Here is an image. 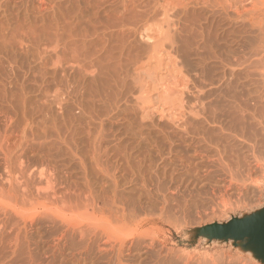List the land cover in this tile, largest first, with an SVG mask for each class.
<instances>
[{"label": "rangeland", "instance_id": "obj_1", "mask_svg": "<svg viewBox=\"0 0 264 264\" xmlns=\"http://www.w3.org/2000/svg\"><path fill=\"white\" fill-rule=\"evenodd\" d=\"M263 207L264 0H0V264H260L194 231Z\"/></svg>", "mask_w": 264, "mask_h": 264}, {"label": "water", "instance_id": "obj_2", "mask_svg": "<svg viewBox=\"0 0 264 264\" xmlns=\"http://www.w3.org/2000/svg\"><path fill=\"white\" fill-rule=\"evenodd\" d=\"M194 238L207 242H232L234 247L254 255L264 264V207L249 215L212 223L194 231Z\"/></svg>", "mask_w": 264, "mask_h": 264}, {"label": "bare ground", "instance_id": "obj_3", "mask_svg": "<svg viewBox=\"0 0 264 264\" xmlns=\"http://www.w3.org/2000/svg\"><path fill=\"white\" fill-rule=\"evenodd\" d=\"M202 62H203V61H202ZM194 99H196V98H194ZM201 99H202V98H201ZM198 100H199V99H198ZM208 117L210 118V116H208ZM213 117H214V116H213ZM224 117H225V116H224ZM209 118H207V119H209ZM222 118H223V116H222ZM225 118H226V117H225ZM211 119H212V116H211ZM211 119H209V120H211ZM220 119H221V117L219 118V121H220ZM209 120H208V121H209ZM229 120H230V118H229ZM231 120H234V119L232 118ZM219 121H218V122H219ZM235 121H237V120H235ZM238 121H239V120H238ZM238 121H237V122H238ZM215 122H217L216 117H215ZM215 122H214V123H215ZM229 123H230V121H229ZM235 123H236V122H235ZM215 124H216V123H215ZM226 124H227V123H226ZM229 125H230V124H229ZM236 125H237V123H236ZM237 126H238V128H239V125H237ZM228 128H229V127H227V129H228ZM235 128H236V127H235ZM240 128H241V126H240ZM224 129H225V128H224ZM224 129H223V130H224ZM228 130H229V129H228ZM225 131H226V130H225ZM230 131H231V130H230ZM230 131H229V133H230ZM233 131H234V129H233ZM235 131H236V129H235ZM205 132H206V131H205ZM227 132H228V131H227ZM239 132H240V131H239ZM220 134H221V133H220ZM220 134H218V135H220ZM232 134H235V132H233ZM237 134H238V133H237ZM202 135H203V134H202ZM239 135H240V134H239ZM239 135H238V136H239ZM222 136H223V135H222ZM232 136H234V135H232ZM210 137H211V136H210ZM210 137H209V138H210ZM224 137H225V136H224ZM239 137H242V135H240ZM207 138H208V137H207ZM215 138H216V137H215ZM226 138H227V134H226ZM226 138H225V139H226ZM229 138H231V137H229ZM229 138H228V139H229ZM205 139H206V138H205ZM225 139L223 138L222 141H224ZM228 139H226V140H228ZM215 140H216V139H215ZM226 140H225V141H226ZM205 142H206V140H205ZM208 142H209V141H208ZM219 142H220V141H218V144H219ZM214 143H215V142H213V144H214ZM222 143H223V142H222ZM209 144H211V142H210ZM213 144H212V145H213ZM223 144H224V143H223ZM226 144H227V142H226L224 145H226ZM195 145H196V144H195ZM212 145H211V146H212ZM220 146H222V145H220ZM228 146H229V145H228ZM194 147H195V146H194ZM205 147H206V146H205ZM207 147H208V146H207ZM212 147H213V146H212ZM215 147H216V145H215L213 148H215ZM223 147H224V146H223ZM200 148H201V147H200ZM208 148H209V149H213V148H210V147H208ZM208 148H206V149H208ZM227 148H228V150L231 149L230 147H227ZM198 149H199V147H198ZM222 149H224V148H222ZM199 150H200V149H199ZM203 150H204V148H203ZM215 150H216V149H215ZM226 150H227V149H226ZM200 151H201V150H200ZM216 151H219V149L216 150ZM216 151H215V152H216ZM224 151H225V150H224ZM224 151L221 150V152H222V155H221V153H220L221 157H223V153H224ZM229 151H231V150H229ZM232 151H233V150H232ZM198 152H199V151H198ZM201 152H202V151H201ZM201 152H200V153H201ZM205 152H206V151H205ZM205 152H202V153H205ZM207 152H209V151L207 150ZM207 152H206V153H207ZM225 152H226V151H225ZM227 152H228V151H227ZM200 153H198L199 156L202 154V153H201V154H200ZM194 154H195V152H194ZM217 154H218V153H217ZM217 154H216V155H217ZM225 154H226V153H225ZM229 154H230V153H229ZM234 154H235V153H234ZM204 155H205V154H204ZM161 156H162V155H161ZM161 156H160V157H161ZM196 156H198L197 153H196ZM202 156H203V155H201V157H202ZM205 156H206V158H207V157H209L210 155H207V154H206ZM214 156H215V155H214ZM214 156L209 157L208 160L206 159V162L203 163V164L206 165L207 161L209 162V159L211 160ZM217 156H218V155H217ZM217 156H216V157H217ZM216 157H215V159H216ZM199 158H200V157H199ZM217 158H218V159H216V161L219 160V157H217ZM227 158H228V157H227ZM160 159H161V158H160ZM213 159H214V158H213ZM213 159H212V160H213ZM215 159H214V160H215ZM223 159H224V158H223ZM7 160H9V159H7ZM146 160H147V159H146ZM199 160H200V159H199ZM202 160H205V159L203 158ZM155 161L158 162L159 160L156 159ZM182 161H183V160H182ZM186 161H187V160L185 159V163H184V164H186ZM195 161H196V160H195ZM223 161H224V160H223ZM5 162H6V163H5V167H4V168H6V169H11V170H13V171H18V173L21 175V177H23V175H24V171H23V169H22V170H21V169L14 170V169L12 168V166H10L11 164L9 165L8 161L5 160ZM197 162H198V161H196L195 163L197 164ZM202 162H203V161H201V164H199L200 162H198V164L202 166V165H203ZM220 162H222L221 159H220ZM220 162H219V164H221ZM224 162H227V161H224ZM141 163H142V162H141ZM148 163H149V162H148ZM152 163H153V162H152ZM181 163H182V162H181ZM188 163H189V162H188ZM192 163H194V162H192ZM195 163H194V166H195ZM210 163H211V162H210ZM138 164H139V163H138ZM158 164H159V163H158ZM208 164H209V163H208ZM213 164H215L214 161H213ZM217 164H218V162H217ZM231 164H232V163H231ZM149 165L151 166L150 163H149ZM152 165H154V164H152ZM156 165H157V164H156ZM170 165H171V164H170ZM174 165H175V163H174ZM174 165H173V166H174ZM182 165H183V163H182ZM188 165H189V164H188ZM215 165H216V164H215ZM223 165H224V167H226V166H225V163H224ZM228 165H229V164H228ZM154 166H155V165H154ZM186 166H187V165H186ZM208 166H209V165H208ZM220 166H221V165H220ZM229 166H230V165H229ZM152 167H153V166H152ZM152 167H151V168H152ZM231 167H232V168L229 167L228 169H230V171H231V169H232L231 172H233V174H234L236 171L233 170V169H234V168H233V167H234L233 164H232ZM145 168H146V167H145ZM153 168H154V167H153ZM175 168H177V167H175ZM255 168H256V167H255ZM257 168H258V167H257ZM146 169H147V168H146ZM208 169H209V168H208ZM235 169H236V170H239V167H238V168L235 167ZM177 170H179V169H177ZM193 170H195V169H193ZM250 170H251V169H250ZM204 171H205V170H204ZM226 171H227V167H226ZM143 172H144V170H143ZM143 172H142V173H143ZM201 172H202V171H201ZM231 172H230V173H231ZM144 173H145V172H144ZM147 173H148V172H147ZM163 173H164V172H163ZM172 173H173V172H172ZM204 173L207 175V172H204ZM227 173H228V172H227ZM196 174H197V172H196ZM205 174H204V175H205ZM236 174H238V172H237ZM236 174H234V175H236ZM241 175H242V174H241ZM8 176L11 177V175H10V171H8ZM129 176H130V175H129ZM147 176H148V175H147ZM171 176H172V175H171ZM130 177H131V176H130ZM138 177H139V179L142 180V178H140V176H138ZM153 177H154V176H153ZM153 177H152L151 179H153ZM155 177H156V176H155ZM155 177H154V180H155ZM161 177H163V176L161 175ZM231 177H232V176H231ZM136 178H137V177H136ZM141 180H140V181H141ZM160 180H161V179H160ZM134 181H135V180H134ZM147 181H148V180H147ZM218 181H219V180H218ZM229 181H230V180H229ZM150 182H151V181H150ZM154 182H155V181H154ZM154 182H153V183H154ZM160 182H161V181H160ZM179 182H180V180H179ZM227 182H228V181H227ZM230 182H231V181H230ZM156 183H157V181H156ZM194 183H195V182H194ZM223 183H225V182H223ZM223 183L220 184V185L222 186ZM126 184H127V183H126ZM149 184H151V183H149ZM228 184H229V183H228ZM232 184H233V183H232ZM232 184L230 183L229 185H232ZM214 185H215V184H214ZM214 185H213V186H214ZM146 186H147V185H146ZM153 186H154V185H153ZM153 186H152V187H153ZM159 186H160V185H158L157 187H159ZM211 186H212V185H211ZM226 186H227V185H226ZM6 187H7V189H8V190H7V195H9V196H14V197L16 198L17 195L20 194L18 191H16V190L14 189V187L12 186L11 181H7V182H6ZM214 187H215V186H214ZM222 187L224 188V185H223ZM230 187H233V186H230ZM143 188H144V187H143ZM217 188H218V187H217ZM225 188H226V187H225ZM225 188L223 189V191L226 190ZM177 189H178V188H177ZM185 189H186V188H185ZM201 189H202V188H201ZM201 189H200V190H201ZM203 189H204V187H203ZM209 189H210V187H209ZM211 189L213 190V187H211ZM219 189H220V188H218V190L216 189V191H217V192H218V191H221V190H219ZM228 189H229V188H228ZM165 190H167V189H165ZM212 190H211V191L209 190V192L212 193ZM214 190H215V189H214ZM214 190H213V191H214ZM226 191H227V190H226ZM86 192H87V194H88V198L91 199V198H92V192H91V190H88V191H86ZM164 192H165V191H164ZM173 192H174V189H173ZM202 192H204V191H202ZM207 192H208V191H207ZM244 192H245V191H244ZM103 193H104V192H103ZM178 193H179V192H178ZM186 193H187V192H186ZM191 193H192V192H191ZM194 193H195V192H194ZM210 193H209V194H210ZM214 193H215V192H214ZM221 193H222V191H221L220 193L218 192L217 194L221 195ZM223 193H224V192H223ZM239 193H240V192H239ZM101 194H102V193H101ZM187 194H188V193H187ZM202 194H204V193H202ZM202 194H201V195H202ZM240 194H241V193H240ZM197 195H198V194H197ZM207 195H208V193H207ZM212 195H213V193H212ZM212 195H210V196H212ZM219 195H218V196H219ZM226 195L228 196V195H230V194L228 193V194H226ZM195 196H196V194H195ZM214 196H215V198H217V197H216V194L213 195L212 197H214ZM223 196H225V195L222 194V197L220 196L221 198H219V197H218V198H219V199H223ZM116 197H117L116 192H112V194H111V196H110L111 201L114 202L115 199H116ZM169 197H171V196H169ZM174 197H175V196H174ZM225 197H226V196H225ZM164 198H165V197H164ZM164 198H161V199L165 200ZM218 198H217V199H218ZM226 198H227V197H226ZM244 198H245V197H244ZM211 199H212V198H211ZM211 199H210V200L208 199V200L211 202ZM217 199H215V200H217ZM227 199H228V198H227ZM163 200H161V201H163ZM167 200H168V202H170V201H169V198L166 199V201H167ZM171 200H172V198H171ZM173 200H174V199H173ZM182 200H183V199H182ZM212 200H214V199H212ZM215 200H214V201H215ZM108 201H109V200H107L105 203H104V201H103V203H100V204H102V206H101L102 209H103V207L106 206V203H107ZM176 201H178V199H177ZM185 201H186V200H185ZM222 201L224 202V199H223ZM178 202H180V201H178ZM227 202H228V201H227ZM230 202H231V201H230ZM161 203H162V202H161ZM164 203H165V202H164ZM176 203H177V202H176ZM176 203H175V206L173 205L174 208L179 207V204L177 205ZM183 203H184V202H182V204H183ZM225 203H226V202H225ZM186 204H187V203H186ZM162 205H163V204H162ZM162 205H161V209H162ZM165 205H166V203H165ZM176 205H177V207H176ZM97 206H98V205H97ZM97 206H95V208L98 209V210H100V207H97ZM173 206H172V208H173ZM183 207H184V206H183ZM183 207H182V208H183ZM196 207L199 208V206H196ZM186 208H187V207H186ZM190 208H191V207H190ZM198 208H197V209H198ZM163 209H164V208H163ZM177 209H178V208H177ZM179 209H180V208H179ZM179 209H178V210H179ZM184 209H185V208H184ZM192 209L194 210V208H192ZM192 209H191V212H192ZM195 209H196V208H195ZM159 210H160V208H159ZM174 210H175V209H174ZM178 210H176L177 213H176V211H175L176 214H178ZM189 210H190V209H189ZM200 210H202V208H200ZM200 210H199V211H200ZM162 211H163V210H162ZM179 211H180V210H179ZM183 211L185 212V210H183ZM186 211H187V209H186ZM199 211H197L198 214H199ZM17 212H18V213H22V212H24V209L21 208V209L17 210ZM162 213H163V212H162ZM179 213H180V212H179ZM185 213H186V212H185ZM197 213H196V215H197ZM202 213H203V212H202ZM182 214H183V212H182ZM193 214H194V213H193ZM180 215H181V214H180ZM124 218H125V217H124V215H123V216H122V220H123V221H124ZM145 221H146V220H145ZM102 228H103V230H104V231H103L104 233H106V234H108L109 236L113 237L115 240H117V239L120 238L121 233H122V231L124 230V229L110 230V229L108 228V226H103ZM119 233H120V234H119ZM123 235H124V234H123ZM121 237H122V236H121ZM125 237H126V236H125ZM229 242H231V241H229ZM246 254L250 255V256L255 260L254 255H253L252 253L246 252ZM255 261H257V260H255Z\"/></svg>", "mask_w": 264, "mask_h": 264}]
</instances>
